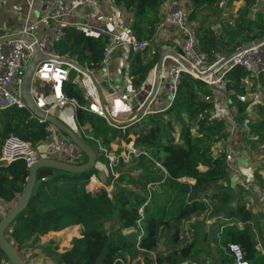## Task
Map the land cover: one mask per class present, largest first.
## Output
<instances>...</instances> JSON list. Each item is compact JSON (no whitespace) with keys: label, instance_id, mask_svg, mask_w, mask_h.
Returning a JSON list of instances; mask_svg holds the SVG:
<instances>
[{"label":"trees","instance_id":"trees-1","mask_svg":"<svg viewBox=\"0 0 264 264\" xmlns=\"http://www.w3.org/2000/svg\"><path fill=\"white\" fill-rule=\"evenodd\" d=\"M111 1L121 11L124 24L134 30L137 40L150 43L147 49L133 53L131 58L132 84L142 87L157 64L162 49L157 27L164 17V3L171 0ZM180 1L189 10L192 22L205 12L216 14L225 0ZM254 3L255 0H244L236 25L227 30L226 41L221 43L214 32L194 33L200 40L201 51L210 59H216L219 53L232 54L237 47L264 36V13L258 11L250 17ZM173 29L167 26L161 32L168 30L171 34ZM66 31L67 37L55 44L59 55L90 70L101 69L100 60L108 38L88 35L73 26ZM151 48L155 51L145 62L144 55ZM75 74L73 70L64 90L68 98L83 105L86 103L84 92L72 82ZM247 75L240 67L226 74L230 80L228 95L237 107L239 126L235 135L239 134L248 109L254 104L242 103L236 98L237 94L245 92L242 80ZM263 82L261 78L259 86ZM257 86L255 81L253 90ZM208 94L210 90L204 82L183 74L168 108L158 112L154 109L126 129L113 128L106 119L77 109V125L88 126V133L100 139L104 146L110 148L115 140L127 144L133 141L141 153L133 159L129 169L126 170L128 165L123 163L117 166V178L109 171L105 187L95 191H89L87 186L91 177L99 172L97 166L87 172L57 175L41 181L28 207L16 217L11 231L6 232L11 244L21 251L31 243L37 244L40 237L49 232L79 225L80 236L73 238L70 248L63 253L58 252V246L51 248L53 243L43 247L52 251L56 264H134L135 261L183 264L194 262L206 250L210 254L212 247L217 255L216 264H235L230 244L239 245L248 264H264L261 250H264V236L260 224L264 215L242 202L235 187L228 184L225 154L215 155L213 146L227 139L229 123L211 118L213 105L203 99ZM261 99L256 103L261 120L251 123V131L264 142V101L260 102ZM175 133H178L177 140ZM10 136L36 147L50 132L48 124H39L27 109L9 108L0 110V143ZM85 140L96 150L97 161H104L108 167V160L99 153L97 143ZM232 143L235 146L234 141ZM132 171L139 172L137 177L132 176ZM28 177L29 168L23 160L0 166V200L12 203L19 198ZM260 187L264 192V180ZM198 214L208 215V219L221 224L208 236L205 220L195 222L192 241L182 245L181 225ZM3 258L6 256L0 249V261Z\"/></svg>","mask_w":264,"mask_h":264},{"label":"built area","instance_id":"built-area-1","mask_svg":"<svg viewBox=\"0 0 264 264\" xmlns=\"http://www.w3.org/2000/svg\"><path fill=\"white\" fill-rule=\"evenodd\" d=\"M35 1L27 0L28 13L24 21L13 26L0 27V40L8 39L6 42H0V110L9 108L27 109L31 117L36 119L39 124H48L50 136L40 141L36 147L17 136H10L4 143H0V166L23 160L29 168L42 159L39 151L41 148L48 153L62 154L66 159L64 162L80 165L83 164L86 155L54 125L48 123L45 118L37 117L31 112L21 97L20 91L24 74L28 63L33 57L34 47L38 49L39 53L46 56L37 64L32 78L31 96L37 110L44 115H51L55 114L53 112L54 108L58 111L71 108L74 112L77 109H83L106 119L113 128L126 129L129 125L126 126L125 122H122L111 113L110 99L108 100L104 91L103 82H107L109 79L108 66L114 51L122 50V54L116 58V73L124 79L128 87H134L131 76L132 54L147 49L150 43L137 40L132 27L124 24L122 13L117 7L113 8L110 14L105 15L101 12L97 0H43L40 17L38 20L33 21L32 13ZM78 5H85L89 8L85 17L86 23L73 24L71 21L73 11ZM71 26L81 29L91 36L104 35L108 38L100 60V66L103 70L101 76L97 78L95 71L81 66L91 71L95 76L103 90V100L100 98L91 77L65 62L63 58L67 57L60 56L55 49V44L62 42L67 37L66 30ZM167 26L175 28L182 36L175 41L176 44L173 49L192 66V68H188L177 60L170 58L174 61V64L166 70L163 68L166 71L164 76L171 102L176 96L183 74L201 80L206 84L210 94L204 96L203 99L213 105L211 118L218 121L225 120L229 123L227 139L215 145L219 148L215 155L225 154L228 165V184L230 185L231 180L241 172L235 166V156L232 150L233 137L239 126L236 121L237 107L229 98L228 84L230 80L227 79L226 74L237 67L244 69L248 73L247 77L242 80L245 92L237 94L236 98L242 103L259 102L261 97L259 91L260 79L264 78V41L248 48H243L244 45L237 47L236 54L231 60L215 68L225 56L210 59L206 53L201 51L200 40L191 27L189 10L182 1L171 0L164 3V17L157 27V34ZM15 35L31 37L32 41L23 38L13 39L12 37ZM73 70L76 71L78 76L76 75L72 82L77 84L84 92L86 103L83 105L74 98H68L64 90L65 84L71 80ZM255 81L258 82V86L253 90ZM36 83L39 84V92L34 88ZM112 93L119 95L121 100L132 104L133 108L139 105V91L136 89L123 91L122 87L118 86ZM108 115L117 123H111ZM242 124L245 130H250L248 120H244ZM87 129L88 126H79V133L82 136L78 134L82 138L84 137L83 139H89L97 143L99 153L107 158L108 169L116 178L118 177V173L115 171L117 166L121 163L124 165L132 164L133 159L141 153L139 149L134 147L132 141L128 143L127 149L120 153L112 150L111 147L107 148L101 143L100 139L90 135ZM45 180L42 179L41 181ZM94 182L95 176L93 175L89 183ZM107 190L111 192L112 189L108 188ZM3 216L4 207L3 202L0 200V219ZM229 250L235 264H248L238 244H230ZM0 264L12 263L9 259L3 258ZM24 264L30 263L25 259Z\"/></svg>","mask_w":264,"mask_h":264},{"label":"crops","instance_id":"crops-1","mask_svg":"<svg viewBox=\"0 0 264 264\" xmlns=\"http://www.w3.org/2000/svg\"><path fill=\"white\" fill-rule=\"evenodd\" d=\"M42 2H43V0H36L34 3V11L32 13V20L33 21L38 20L40 17ZM97 2L100 5L101 12L105 15L110 14L113 11V8H116L112 4L111 0H97ZM21 8L24 9L22 11V13L25 14V17H26L27 12H28L27 0H0V27H7L9 24L17 23V22H15V20H17V18H15V17L20 16V15H17V13L19 12V10ZM88 11H89V8L87 6L78 5L74 9L73 14L71 16L72 23L73 24L79 23V22L86 23L85 17L87 15ZM8 14L11 16H14V19L13 20L10 19L9 21L6 20L5 18ZM18 22H20V21H18ZM90 23H91V21H90ZM158 37H159L160 43L164 42V44L161 46V48H164L167 46L171 47V48H175V44H176L175 41L177 39H180V37H182V36L174 28L173 32H171V34L169 33L168 30H164L163 32L160 31ZM118 51L119 50L114 51V53L112 55L110 64L108 66L109 67L108 68L109 79L107 82L104 81L103 83H104V87H105L104 91L106 92L108 100L110 99L111 113L113 115H115L116 118H118L122 122H126V121H129L132 118H134L136 112H135L132 104H130L129 102L121 100L119 95L113 94L112 92L118 86L122 87L123 91L131 90L132 88L136 89V87H128V85L126 84L124 79L117 75V73H116V67H117L116 58L122 54V50L120 52H118ZM154 51L155 50L153 48H151L148 51V53L153 54ZM117 53H119V54H117ZM172 64H174V61L171 60L170 58L167 59L165 61L164 69L166 70V68H168ZM165 70H163L161 73V79L162 80L160 83L159 93L149 108V110L151 112L155 109L156 105L161 106V105H163V103H165L166 104L165 109H166L172 103L171 99H170L169 90L166 88L167 82H166V78L164 76L165 72H166ZM102 72H103V70L101 68V69L95 71L94 73L98 78L101 76ZM152 82H153V75L150 76L149 81L145 85L152 84ZM144 86L140 87V90L143 89ZM126 112H128V114L125 117L120 116V114H124ZM55 115L58 116L59 118H61L76 133L80 132L79 126L77 125V121L75 118V112L73 110H69L67 108L63 111H58V114H55ZM237 136L238 135L236 134L234 136V139H233L235 145H236ZM127 145L128 144L123 142V141L115 140L111 144V148H112V150H116L117 152H123L127 149ZM117 149H119V150H117ZM232 150H233L234 156H235V166L237 168H240L238 163H237V158L235 155L233 143H232ZM39 151H40V158H49V159H54L57 161H66V159L63 157V155L60 153H48L43 148H41ZM101 165H105V171H102L101 169H99ZM96 166H97V169L99 172L97 174H95L94 176H95V181L99 184H97L96 182L91 183V184L89 183L87 186V189L89 191H95L100 187H105V183H106L105 177L107 176V174L109 175V169L105 163H103L101 161H97ZM239 175H241V174H239ZM239 175L236 178L231 180V185L235 188H236L235 181L239 179ZM38 184L39 183H37L35 185V187ZM35 187H34V189H35ZM19 199H20V197L17 198L12 203H6V202L3 203L4 214H7L8 212H10L16 206ZM247 206L250 207L249 204H247ZM10 231H11V226L6 232H10ZM6 232H5L6 238L10 242V240L8 238V234ZM80 233H81V228L79 225L74 226V227H69V228H66V229H64L62 231H58V232H49L48 234L41 236L40 240L37 244L34 245L33 243H31L24 250L18 251V253L24 259H26V261H28L30 264H56L52 260L51 255H49V250L44 249L43 247L49 243H53V247L58 246V252L63 253L65 250L70 248L71 241L73 240V238L79 237Z\"/></svg>","mask_w":264,"mask_h":264},{"label":"rangeland","instance_id":"rangeland-1","mask_svg":"<svg viewBox=\"0 0 264 264\" xmlns=\"http://www.w3.org/2000/svg\"><path fill=\"white\" fill-rule=\"evenodd\" d=\"M244 6V0H225L221 3L220 9L216 14L208 15L209 13L205 12L200 14L195 21L190 22L192 30L194 29V33L204 34L206 32H214L216 37L220 40V42H224L227 40V30L236 25V19L238 17L239 10ZM24 9L21 8L17 15H20L15 20L17 23L9 24L8 26H13L14 24L21 23L26 19L25 14L22 13ZM261 11L264 13V0H255L251 8L250 17L253 18L255 13ZM28 13V12H27ZM22 14V15H21ZM6 20L14 19V16L7 15ZM161 45L164 42L160 43ZM223 47V46H222ZM222 47L220 49L222 50ZM152 53H147L144 55L145 62L150 58ZM224 56L219 53L217 57ZM154 71V69H153ZM78 76V74H75ZM153 75V72L151 76ZM39 84H35V89L39 92ZM260 95L262 97V101H264V82L259 86ZM156 105V111H163L166 107V104ZM53 112L58 114V110L54 108ZM128 112L124 114H120V116L125 117ZM244 120H248L250 130H245V128L241 127L239 129V134H237L236 145L234 146L235 155L237 158V163L239 165L240 174L239 179L235 181V191L237 192V196L244 203L249 204L250 208L253 209L254 212H259V214L264 215V192L261 190V183L264 180V142L258 140V138L251 131V123L257 122L261 120V116L257 110L256 103L252 104V106L248 109L247 115ZM174 139H178V133L174 134ZM221 149V147H220ZM119 150V149H117ZM43 151V150H42ZM96 151V150H95ZM122 151V150H121ZM213 151H219L217 146H213ZM120 153V152H119ZM105 163L104 161H101ZM97 164V163H96ZM106 164V163H105ZM132 164L126 166V170ZM102 171H105V165H101L100 168ZM107 169V168H106ZM108 172V171H107ZM132 176L137 177L139 174L138 171H132ZM108 176V177H107ZM105 177V182L108 181L109 175L107 174ZM107 178V179H106ZM205 220V229L209 236V233L216 229L221 222L216 221L214 219H208V215L198 214L192 217L190 220H186L181 225V237L183 238L182 245H187L192 241L193 237V224L197 221ZM260 224L263 228V236H264V216L261 218ZM264 238V237H263ZM26 245L25 247H27ZM53 248V245H50ZM205 248V247H204ZM210 249V248H209ZM263 252L264 250L261 249ZM208 250L202 252V256L197 258L194 262H185L183 264H216V253L214 248L210 249L211 253H207ZM166 252V251H165ZM49 255L52 258V251L49 250ZM134 264H146V261H138L134 262Z\"/></svg>","mask_w":264,"mask_h":264},{"label":"water","instance_id":"water-1","mask_svg":"<svg viewBox=\"0 0 264 264\" xmlns=\"http://www.w3.org/2000/svg\"><path fill=\"white\" fill-rule=\"evenodd\" d=\"M13 39L23 38L27 41H32L31 37L15 35L12 37ZM8 39L0 40V42H6ZM264 41V36L251 41L247 44H244L243 48H248L254 45H258ZM236 54V51L232 54L225 56L219 63L215 66L218 68L222 66L225 62L231 60ZM45 55L39 53L38 49L34 47V54L28 63L27 69L24 74L22 86H21V97L25 102L28 109L33 112L37 117L45 118L48 123L54 125L62 134L67 136V138L75 144L87 157V162L74 165L64 161H57L49 158H42L34 165L29 167V177L27 179V184L25 190L20 196L19 201L16 206L7 214L0 219V249L4 253L7 259L11 261L12 264H24L25 259L18 253L15 247L7 240L5 232L10 228L16 217L25 211L28 207L34 187L37 183H40L42 179H47L52 176L64 175L68 173H83L88 170L94 168L97 163V152L95 149L78 133H76L69 125H67L61 118L56 116L55 114L44 115L34 105L32 96H31V86H32V78L37 64L42 60ZM167 58H173L178 62L184 64L188 68H192L191 64H189L176 50L171 47H164L160 50L159 58L157 64L153 71V82L152 84H147L140 90V87H136V90L139 91V105L134 108L136 111V117L132 120L126 121L125 125H131L136 121H139L147 114L151 113L149 110L151 104L156 99L161 83V73L163 71L165 61ZM65 62L71 64L74 68L81 72L87 73L91 79L93 80L100 98L103 100V90L99 83L97 82L93 73L86 68L81 67L76 61L70 58H63ZM214 68V69H215ZM167 88V86H166ZM108 118L111 123H117L110 115Z\"/></svg>","mask_w":264,"mask_h":264},{"label":"bare ground","instance_id":"bare-ground-1","mask_svg":"<svg viewBox=\"0 0 264 264\" xmlns=\"http://www.w3.org/2000/svg\"><path fill=\"white\" fill-rule=\"evenodd\" d=\"M95 182H96V181H95ZM96 183H97V182H96ZM96 183H95V184H96ZM97 184H99V183H97ZM75 230H76V229H75Z\"/></svg>","mask_w":264,"mask_h":264}]
</instances>
